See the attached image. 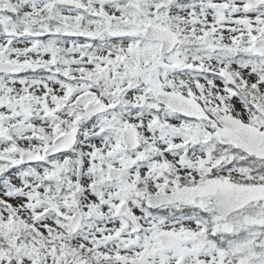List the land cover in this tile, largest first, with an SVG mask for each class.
Returning a JSON list of instances; mask_svg holds the SVG:
<instances>
[{"label":"snow or ice","instance_id":"6c2138e0","mask_svg":"<svg viewBox=\"0 0 264 264\" xmlns=\"http://www.w3.org/2000/svg\"><path fill=\"white\" fill-rule=\"evenodd\" d=\"M0 264H264V0H0Z\"/></svg>","mask_w":264,"mask_h":264}]
</instances>
